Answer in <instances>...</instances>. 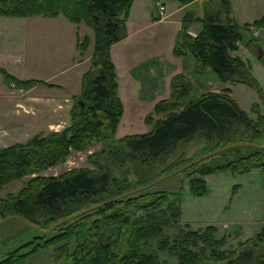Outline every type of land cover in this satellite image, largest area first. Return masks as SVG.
<instances>
[{
    "label": "trees",
    "instance_id": "trees-1",
    "mask_svg": "<svg viewBox=\"0 0 264 264\" xmlns=\"http://www.w3.org/2000/svg\"><path fill=\"white\" fill-rule=\"evenodd\" d=\"M159 1L154 0L155 3ZM173 1L185 5L194 0ZM132 2L0 0V16L63 15L72 23H85L93 29L94 34L89 68L82 76L80 93L73 96L76 104L70 110V126L48 135L36 134L25 143L16 142L0 147V191L13 180L37 174L17 194L0 198L2 218L18 215L28 223L46 229L67 216L152 180L141 174L132 183L126 176H116L106 163L93 170L72 169L60 176L39 175L49 167L63 162L73 151H83L101 141L113 139L122 114V104L117 92V77L110 47L127 34L125 21ZM196 20L202 22V29L193 36L189 34L188 28ZM250 26H264V16L251 23L239 24L233 13L232 0H208L201 18L195 17L192 10L184 12L173 53L177 56L192 54L195 59V75H202L210 69L224 83L244 84L257 90L262 105H252L256 111L255 119L239 107L230 96L229 88L219 93H205L184 102V98L192 91V85L184 75L177 74L171 80L170 96L157 102L153 109V113L163 114V117L154 121L152 129L128 135L116 143L114 150L103 148L100 155H115L122 146L126 153L117 157L122 164L130 161L147 167L161 157L170 155L179 143L192 140L197 135L217 142L225 139V145L256 143L264 138V116L259 112V107H264V90L252 75L250 63L233 53L244 40V30ZM89 43V36L80 38L77 34L76 47L81 53L86 51ZM0 73L5 84L15 89L28 90L36 85L56 87L36 78L19 79L2 67ZM145 120L153 123L151 115ZM237 126H243L245 132L236 135L239 130ZM247 134H250L251 139L242 138ZM224 151L182 170L189 177L193 195L206 193L205 175L219 171L236 173L252 169L264 170L263 148L240 146ZM221 154L230 157L220 163H207ZM180 214L177 192L143 190L128 194L71 218L48 234L31 228L38 236H33L17 251L5 254L0 264H25L30 254L48 247H56L52 264L62 257L70 259V264H159L158 254L152 248L154 241L158 246L156 251L168 250L177 257L178 264H209L211 261L218 264H264V254L255 257L250 249H245L233 258L236 250L227 252L222 249L226 245L227 236L218 237V228L212 224L194 230L185 224L188 229H179V235L172 246H169L168 239L158 240L165 228L178 224ZM38 216L44 217V225L39 223ZM110 225L113 229L118 227L116 238L111 237L108 229ZM47 235L49 238L43 243H37ZM71 240L75 241L72 252ZM247 241L243 244L263 245L264 227ZM30 245L34 246L31 251L20 254Z\"/></svg>",
    "mask_w": 264,
    "mask_h": 264
},
{
    "label": "rangeland",
    "instance_id": "rangeland-1",
    "mask_svg": "<svg viewBox=\"0 0 264 264\" xmlns=\"http://www.w3.org/2000/svg\"><path fill=\"white\" fill-rule=\"evenodd\" d=\"M156 4L159 7V3ZM214 6L216 7V5ZM60 20L68 21L62 15H59L56 20L41 15L30 17L0 16V67L6 68L9 73L20 79L47 78L49 80H46L49 83L58 82L60 80L59 73H54L57 65L54 66L55 68H49L47 62H65L66 58L69 59L71 57V51L74 48L68 41L70 34ZM68 22L72 24V22ZM78 26L80 38L85 35L90 38L89 46L85 52L81 53L78 49L81 60L86 61L87 65L85 64V66H88L94 47L93 29L83 22L79 23ZM254 27L264 26H250L248 30H244V40L240 42L242 50L238 48L239 51L237 50L233 53L238 54L240 52L243 57L249 58L247 61L251 65V73L264 90V53H259V55L251 53L248 56L250 50L245 44L249 43L251 38L254 41V37L257 36V31ZM259 41L264 40L260 39ZM52 77H56V80H53L54 78L52 79ZM243 86L245 88L241 86L235 89L234 96L241 104L239 107L250 118L255 119L256 111L253 110L252 105L254 103L262 105L260 95L257 90L247 85ZM46 87L36 85L28 90L15 89L5 84L0 73V147L9 146L16 142L25 143L36 134L48 135L50 132L61 131L70 126V110L76 104L75 99L72 96H68L67 100H65L64 95L52 94V89ZM209 92L216 91H207L205 93ZM190 95L191 93L183 101L188 102L200 96ZM259 112L264 116V107L260 106ZM148 115L153 117V123L146 122L145 118ZM121 116L113 139L101 141L83 151H73L63 162L49 167L39 175L60 176L72 169L89 168L93 170L100 164L106 163L119 178L126 176L129 181L135 183L139 179V175L143 174L141 176L145 175L146 178L152 179L150 181L152 182L190 161L227 146L224 144L225 139L223 142H217L214 139L206 140L197 135L192 140L179 143L170 155L161 157L152 166L141 167L130 161H125L122 164L117 158L126 153L121 144L119 145L121 146V149L119 148L120 152L115 155H100L103 148H106V150L112 148L114 150L118 141L128 135H133V133L125 132L117 135ZM162 117L163 114H155L153 110L145 116V123L151 126L149 131L154 126V121ZM237 127L239 130L236 135H239L241 131L245 132L243 126ZM242 138L251 139L250 134ZM256 143L264 144V138L257 140ZM216 156L207 163H220L230 157L226 154ZM36 175H26L21 179H16L6 184L0 191V198L4 199L9 194H17L25 186L26 182ZM203 178L205 179L206 193L200 196L191 193L189 177L183 171L170 175L153 186L144 189L149 192L168 191L179 193L181 214L178 224L174 223L170 227L165 228L163 235L158 240L168 239L169 246H172L175 238L179 235L178 231L181 227L188 229L186 226L189 225L188 227L194 230L212 224L218 228V237L227 236L226 245L222 249L227 252L236 250L233 258L237 257L245 249H250L255 257L264 254V244H243L248 242V238L261 231L264 227V207L262 206L264 205V170L252 169L248 172L236 173L219 171L205 175ZM1 219L2 217L0 216ZM37 220L39 223L45 224L44 217L38 216ZM113 228L112 225L108 226L112 234L111 237L116 238L118 227ZM33 236L38 235L30 226L16 218L0 223V259L5 254L17 251L21 246H25L24 243L31 240ZM47 238H49V235L42 239L40 238L37 243H43ZM74 246L75 241L71 240L70 252L73 251ZM157 247V243L154 241L152 248L158 254L159 264H178L176 256L170 254L168 250L156 251ZM33 248V245L25 247L20 254L29 252ZM55 250L56 247H48L34 252L28 256L25 264H52ZM70 262V259L62 257L53 264H70ZM209 264L218 263L211 261Z\"/></svg>",
    "mask_w": 264,
    "mask_h": 264
},
{
    "label": "crops",
    "instance_id": "crops-1",
    "mask_svg": "<svg viewBox=\"0 0 264 264\" xmlns=\"http://www.w3.org/2000/svg\"><path fill=\"white\" fill-rule=\"evenodd\" d=\"M160 2L165 8L162 14L154 0H133L125 21L127 34L110 47L117 77V92L122 104L117 135L122 132L134 134L149 131L151 126L145 123L144 118L157 102L169 97L171 80L177 74H182L189 80L192 85L191 95H200L207 91L219 92L229 88L230 96L241 106L234 96V91L241 86L244 87V84L224 83L210 69L202 75H195L193 55L188 53L177 56L173 53L175 37L181 29L184 12L192 10L195 17L201 18L208 0H194L185 5L173 0ZM232 5L239 24L251 23L264 16V0H232ZM57 17L51 19L56 20ZM68 21L60 20L70 34L68 41L74 47L72 55L69 59L66 58L65 62H47L49 68L57 67L54 73H59L60 80L51 83L56 87H46L52 89V94L64 95L65 100L68 96L73 97L80 93L82 76L90 65L89 63L85 66L86 61L81 60L76 47L79 23L70 24ZM201 29L202 22L196 20L190 25L188 32L195 36ZM254 29L257 31L254 41L245 43L250 50L248 56L251 53L258 55L264 53V41H259L264 40V27ZM239 49L242 50L241 43ZM238 55L244 60L249 59L243 57L240 52ZM46 79L40 80L49 83L47 81L49 79ZM52 79L56 80V77Z\"/></svg>",
    "mask_w": 264,
    "mask_h": 264
},
{
    "label": "water",
    "instance_id": "water-1",
    "mask_svg": "<svg viewBox=\"0 0 264 264\" xmlns=\"http://www.w3.org/2000/svg\"><path fill=\"white\" fill-rule=\"evenodd\" d=\"M80 103H81V102H80ZM240 146H250V147H254V148H263V149H264V144H259V143H255V142H251V143H250V142H246V143H235V144H230V145H227V146H224V147L218 148V149H216V150H214V151H212V152H209V153H207V154L201 156V157L198 158V159H195V160H193V161L188 162V163L185 164L184 166H182V167H180V168L174 170L173 172H171V173H169V174H167V175H165V176H162V177H160V178H158V179H156V180H154V181H152V182H150V183H148V184H146V185L140 186V187L135 188V189H133V190H131V191H129V192H126V193H124V194H121V195H119V196H117V197H115V198H111V199L106 200V201H104V202H102V203H100V204H97V205L93 206V207H89V208H87V209H84V210H81V211H79V212H76V213H74V214H72V215H70V216H67L66 218H64V219H62V220L56 222L55 224H53V225H52L51 227H49L48 229H41V228H38V227H36V226H34V225L28 223L27 221H25L24 219H22V218H21L20 216H18V215H9V216H7V217H4V218H2V219L0 220V223H3V222H5V221H7L8 219H11V218H16V219L20 220L21 222H23L24 224L30 226L31 228H34V229L37 230L38 232L43 233V234H46V233H49V232H51L52 230H54L58 225L64 223L65 221H68L69 219H71V218H73V217H76V216H78V215H81V214H83V213H85V212H87V211H90V210H92V209H94V208H96V207H99V206H101V205H105V204H107V203H109V202H112V201L116 200L117 198H120V197H123V196H125V195L132 194V193H136V192L142 191V190H144V189H147V188L153 186L154 184H156L157 182H159L160 180H162V179H164V178H166V177H168V176H170V175H173V174H175V173H178V172L182 171L184 168H186V167H188V166H190V165H193V164H195V163H197V162H199V161H201V160H203V159H205V158H207V157H209V156H212V155H214V154L220 153V152H222V151H224V150H226V149H230V148H233V147H240Z\"/></svg>",
    "mask_w": 264,
    "mask_h": 264
},
{
    "label": "built area",
    "instance_id": "built-area-1",
    "mask_svg": "<svg viewBox=\"0 0 264 264\" xmlns=\"http://www.w3.org/2000/svg\"><path fill=\"white\" fill-rule=\"evenodd\" d=\"M159 10H160V14L164 13V6L163 5H159Z\"/></svg>",
    "mask_w": 264,
    "mask_h": 264
}]
</instances>
